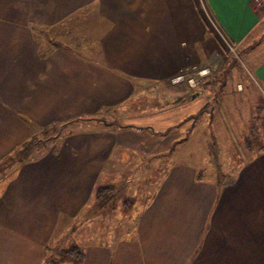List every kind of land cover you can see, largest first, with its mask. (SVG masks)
I'll use <instances>...</instances> for the list:
<instances>
[{
	"label": "crops",
	"instance_id": "0c3cea01",
	"mask_svg": "<svg viewBox=\"0 0 264 264\" xmlns=\"http://www.w3.org/2000/svg\"><path fill=\"white\" fill-rule=\"evenodd\" d=\"M228 47L245 59L228 73L264 101V0H0V161L40 128L91 119L0 175V264H264V143L247 137L255 152L231 172L211 157L198 170L176 160L180 124L137 122L191 104L170 79ZM248 85L223 95L231 117ZM165 91L173 103L148 104ZM199 112L179 116L188 133ZM69 246L80 259L58 257Z\"/></svg>",
	"mask_w": 264,
	"mask_h": 264
},
{
	"label": "rangeland",
	"instance_id": "374dc122",
	"mask_svg": "<svg viewBox=\"0 0 264 264\" xmlns=\"http://www.w3.org/2000/svg\"><path fill=\"white\" fill-rule=\"evenodd\" d=\"M213 59L208 62L207 64L203 65H195L192 67H189L185 70H183L182 74H184V77L179 81H173L170 79L169 83L172 84L175 90L181 89H190L191 91H197L195 96H193L194 99L191 100V104L184 105L180 109L176 110H170L168 111L169 117L161 116L158 117H150V118H144V119H137V122L139 125H147V124H153L152 126L157 130H165L167 127L173 125L176 123V127L179 125L178 132L180 134V141H178L175 144L176 147V160L177 157L178 160H184L191 163H194L196 165V168L198 170H202V157L206 158L208 161L210 157L213 159V164L216 163H222L225 161V163L230 162L229 165L222 166V169L226 170V172H231L234 168H236L239 164L250 158V156L255 152V149L253 148H247L245 146L246 139L248 137L251 146H255L258 144L264 143V101L260 100L261 95L260 91L257 89L256 86H253L252 80L249 75H246L244 70L239 69L235 70L233 72V76H230L228 73L227 68L229 67V63L235 64V66L238 68L242 67V64H245V59L242 56V53L235 50H223L219 53H214ZM221 65V66H220ZM205 74H199L201 70L205 69ZM221 69H225L223 71H220ZM192 78L194 81V85L190 86L188 79ZM228 78V79H227ZM227 79V86L219 88L221 85L220 82H224ZM244 79L249 83L248 86H250L252 89L249 93V103H245L246 107H244V103L242 101L235 102L237 104V107H241V109H238L237 113H240L242 118L240 117H231L230 114L228 115L227 106H229V110H234L233 108V102L227 99L229 101V104H226L223 101V98L225 96L231 95L232 87L235 88L234 84L236 80ZM217 82H215V81ZM192 84V83H191ZM218 84H220L218 86ZM256 87V88H255ZM158 90V89H157ZM170 90V89H169ZM164 98L161 97L158 99V101L150 102L149 105H158L162 106V104L170 101L173 103V100H176V97L178 95V92L170 93V91H165ZM183 92V91H182ZM162 93V92H161ZM161 93H159V97L161 96ZM194 94V93H192ZM191 92H187V98L191 95ZM262 99H264V96H262ZM224 103V104H223ZM219 107L222 106L220 109V112L223 113V115L226 116V121L224 122V126L217 124L216 119L212 118V124H210V119L208 116V113L213 106ZM156 105V106H157ZM226 106V107H225ZM204 107V111L201 110V108ZM157 108V107H154ZM145 109V107L143 108ZM217 109V108H216ZM201 110L200 118L197 124H195L194 129L192 128V133L187 132L186 130L191 127L193 118L197 117V112ZM203 111V112H202ZM192 117L186 119L184 122H180L179 116L181 118L183 115L189 113H194ZM198 113V114H199ZM235 113V114H237ZM246 113V115H245ZM179 114V115H178ZM217 115H219L218 111L216 112ZM218 117V116H217ZM216 117V118H217ZM107 119V118H105ZM108 120V119H107ZM145 121H147L145 123ZM218 121V120H217ZM124 121H120L122 123ZM152 122V123H150ZM179 122V123H178ZM86 122H77L74 124H58L52 126L48 131H51L53 133L54 130L55 133H59V137L66 134V130L72 129L75 130V128H79L80 126H84ZM178 123V124H177ZM226 125V126H225ZM222 126V127H221ZM211 129V130H210ZM71 130V131H72ZM169 130V129H168ZM167 131V130H166ZM243 131V132H242ZM37 136L44 138L45 135L43 133H38ZM233 138L230 140V138ZM57 139V138H56ZM183 139V140H182ZM234 142V145L232 146L230 142ZM54 140H50L48 144H52ZM208 148V149H207ZM199 153H201V159L199 158ZM169 158V157H168ZM235 158L237 159L238 163L235 165L236 162H234ZM201 160V161H200ZM220 161V162H219ZM202 162H206L203 160ZM216 162V163H215ZM3 173L0 172V174ZM7 173V170L4 174ZM3 175V174H1ZM85 227V226H84ZM58 248H61L58 246ZM60 250V249H59Z\"/></svg>",
	"mask_w": 264,
	"mask_h": 264
},
{
	"label": "trees",
	"instance_id": "16d2710c",
	"mask_svg": "<svg viewBox=\"0 0 264 264\" xmlns=\"http://www.w3.org/2000/svg\"><path fill=\"white\" fill-rule=\"evenodd\" d=\"M201 108V110H203ZM200 110V111H201ZM88 120H91L89 118H80V119H72L68 122L61 123L62 124H74L77 122H87ZM179 125V124H178ZM50 127H44L40 128L38 131L34 132L32 136L24 141L22 144H20L10 155L6 156L2 161H0V172L3 171L4 174L6 170L10 169L12 166L20 164L24 161L33 159L38 157L41 153H43L45 150H47L52 144H48L50 140H56V138L59 137V133H55L56 130L53 131H48ZM72 129L66 130V132H71ZM76 130V128H75ZM43 133L44 138L37 136L38 133ZM0 174V175H1ZM109 187H99L95 191V197H100L103 195L104 191L107 190ZM82 255L81 250L77 246H69L67 248L60 249L58 252V257L61 258H66V257H71L74 259H80ZM58 260L47 258L46 261H44L43 264H56Z\"/></svg>",
	"mask_w": 264,
	"mask_h": 264
},
{
	"label": "built area",
	"instance_id": "2783aa9c",
	"mask_svg": "<svg viewBox=\"0 0 264 264\" xmlns=\"http://www.w3.org/2000/svg\"><path fill=\"white\" fill-rule=\"evenodd\" d=\"M228 48H229V50H234V47H232V48L228 47ZM205 70H206V68L203 69V70H201V71L198 72V73H199L200 75H201V74H205V73H204ZM183 77H184V74L180 73V74L176 75L175 77H173L172 80H173V81H179V80H181ZM188 81H189V83H190V84H189L190 86H193V85H194V81H193L192 78H189ZM191 83H192V84H191Z\"/></svg>",
	"mask_w": 264,
	"mask_h": 264
},
{
	"label": "water",
	"instance_id": "95a60500",
	"mask_svg": "<svg viewBox=\"0 0 264 264\" xmlns=\"http://www.w3.org/2000/svg\"><path fill=\"white\" fill-rule=\"evenodd\" d=\"M197 93H194V94H192L191 96L193 97V96H195Z\"/></svg>",
	"mask_w": 264,
	"mask_h": 264
}]
</instances>
